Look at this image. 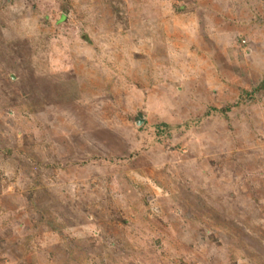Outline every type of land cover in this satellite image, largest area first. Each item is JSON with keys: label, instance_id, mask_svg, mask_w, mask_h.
<instances>
[{"label": "rangeland", "instance_id": "obj_1", "mask_svg": "<svg viewBox=\"0 0 264 264\" xmlns=\"http://www.w3.org/2000/svg\"><path fill=\"white\" fill-rule=\"evenodd\" d=\"M263 84L264 0H0V264H264Z\"/></svg>", "mask_w": 264, "mask_h": 264}, {"label": "water", "instance_id": "obj_2", "mask_svg": "<svg viewBox=\"0 0 264 264\" xmlns=\"http://www.w3.org/2000/svg\"><path fill=\"white\" fill-rule=\"evenodd\" d=\"M142 121H143V119H141L140 121H138V123H139V124H141V123H142Z\"/></svg>", "mask_w": 264, "mask_h": 264}, {"label": "trees", "instance_id": "obj_3", "mask_svg": "<svg viewBox=\"0 0 264 264\" xmlns=\"http://www.w3.org/2000/svg\"><path fill=\"white\" fill-rule=\"evenodd\" d=\"M264 85V84H263ZM261 87V86H260ZM231 106L229 105L228 107H227V109H229Z\"/></svg>", "mask_w": 264, "mask_h": 264}]
</instances>
